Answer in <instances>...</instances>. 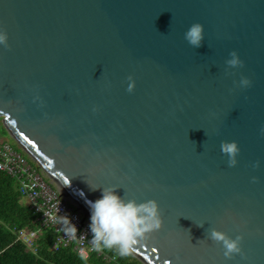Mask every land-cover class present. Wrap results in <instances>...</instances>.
<instances>
[{
    "label": "water",
    "instance_id": "obj_1",
    "mask_svg": "<svg viewBox=\"0 0 264 264\" xmlns=\"http://www.w3.org/2000/svg\"><path fill=\"white\" fill-rule=\"evenodd\" d=\"M0 30L2 124L76 207L156 198L144 264H264V0H0Z\"/></svg>",
    "mask_w": 264,
    "mask_h": 264
},
{
    "label": "clouds",
    "instance_id": "obj_2",
    "mask_svg": "<svg viewBox=\"0 0 264 264\" xmlns=\"http://www.w3.org/2000/svg\"><path fill=\"white\" fill-rule=\"evenodd\" d=\"M203 37L204 25L199 21L193 22L185 32V38L194 46H199ZM6 40L7 32L0 30V42ZM242 63L238 52L234 49L228 64L237 66ZM131 79L130 75L129 80ZM241 83L248 85L250 80L247 76H243ZM128 88L132 90L131 84ZM221 148L229 154V163L235 165L237 163L236 154L240 152L238 142L235 140L224 142ZM257 164H259L258 161ZM117 189V185L105 186L101 189L102 194L97 199L87 201L91 208L89 228L96 248L115 247L121 255H127L149 233L162 227L163 216L156 198L143 201H137L135 198L125 199ZM54 221L61 225L67 235L73 237L77 235L78 227L70 215L59 214L54 217ZM211 238L223 243L225 256L231 257L234 253L243 254L242 234L232 237L214 228L211 231Z\"/></svg>",
    "mask_w": 264,
    "mask_h": 264
},
{
    "label": "trees",
    "instance_id": "obj_3",
    "mask_svg": "<svg viewBox=\"0 0 264 264\" xmlns=\"http://www.w3.org/2000/svg\"><path fill=\"white\" fill-rule=\"evenodd\" d=\"M21 197L17 180L0 170V264H144L131 252L121 255L115 247H100L87 258L77 253L74 243L54 248L57 232L39 226L37 214ZM35 223L38 232L32 248L18 238L17 231Z\"/></svg>",
    "mask_w": 264,
    "mask_h": 264
},
{
    "label": "built area",
    "instance_id": "obj_4",
    "mask_svg": "<svg viewBox=\"0 0 264 264\" xmlns=\"http://www.w3.org/2000/svg\"><path fill=\"white\" fill-rule=\"evenodd\" d=\"M0 170L17 180L22 197L28 198V206L37 214L36 223H39V226H50L55 229L57 236L54 248L74 243V248L82 258H87L91 252L98 249L92 242L89 221L81 215L73 202L56 189L51 180H47L37 164L30 163L22 152L7 141L0 142ZM59 214L70 215L77 225L78 233L75 237L67 235L61 225L54 221V217ZM36 223L17 231L18 238L32 248L38 232Z\"/></svg>",
    "mask_w": 264,
    "mask_h": 264
},
{
    "label": "rangeland",
    "instance_id": "obj_5",
    "mask_svg": "<svg viewBox=\"0 0 264 264\" xmlns=\"http://www.w3.org/2000/svg\"><path fill=\"white\" fill-rule=\"evenodd\" d=\"M4 128L5 127L3 126L2 121L0 119V141L4 140V141L11 143L15 149L22 152L23 154L25 153L26 154L25 156L28 158L29 162L35 165L36 164L35 161L21 148V146H19V144L8 134L7 130H5ZM3 129L5 130V132L3 131ZM45 177L47 178V180L49 179L46 175H45ZM67 198L69 201H71V198H69L68 196H67ZM21 202L25 205H28L26 197H21ZM77 208L80 211L81 215L84 216L85 219L87 221H89V223H90V215H86L83 210L79 209V207H77Z\"/></svg>",
    "mask_w": 264,
    "mask_h": 264
},
{
    "label": "crops",
    "instance_id": "obj_6",
    "mask_svg": "<svg viewBox=\"0 0 264 264\" xmlns=\"http://www.w3.org/2000/svg\"><path fill=\"white\" fill-rule=\"evenodd\" d=\"M27 203H29V200H28V198H27Z\"/></svg>",
    "mask_w": 264,
    "mask_h": 264
}]
</instances>
